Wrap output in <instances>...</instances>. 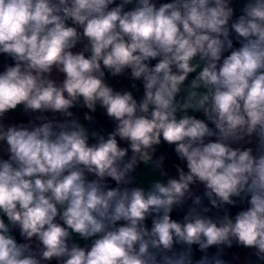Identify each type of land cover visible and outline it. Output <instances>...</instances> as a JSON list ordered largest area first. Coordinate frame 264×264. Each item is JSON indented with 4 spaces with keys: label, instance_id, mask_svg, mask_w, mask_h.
<instances>
[{
    "label": "clouds",
    "instance_id": "1",
    "mask_svg": "<svg viewBox=\"0 0 264 264\" xmlns=\"http://www.w3.org/2000/svg\"><path fill=\"white\" fill-rule=\"evenodd\" d=\"M230 3L0 0V53L15 62L0 72V118L20 105L65 117L0 124L9 153L0 159V264H230L225 250L234 245L264 264V0H248L235 20ZM53 69L64 74L62 83L50 78ZM105 70L113 77L130 70L143 98L114 90ZM81 102L91 112L105 109L114 131L89 133L70 111ZM189 110L202 111L215 130ZM252 137L255 154L231 146ZM162 139L175 145L187 171L177 166L178 178L130 187L139 163L161 167L164 158L153 154ZM197 182L224 214L207 215L197 196L182 221L172 219ZM234 198L249 206L232 217L225 206ZM10 225L26 242H17ZM73 234L92 239L90 248L69 243Z\"/></svg>",
    "mask_w": 264,
    "mask_h": 264
},
{
    "label": "crops",
    "instance_id": "2",
    "mask_svg": "<svg viewBox=\"0 0 264 264\" xmlns=\"http://www.w3.org/2000/svg\"><path fill=\"white\" fill-rule=\"evenodd\" d=\"M248 2V0H231V7L236 10L237 12H240V15L242 14V9L245 6V4ZM134 7L135 5H130ZM86 41H81L78 42L75 48L72 49L74 53L82 51L84 44H86ZM3 54V53H2ZM5 56H8L7 54H3ZM85 55H90V53H85ZM4 71V70H3ZM0 71V72H3ZM196 74H190L189 80L194 78ZM51 79L55 80L58 84L62 83L64 79V74L58 72L57 70L53 69V72L51 73L50 76ZM105 81L108 83L111 87H113L114 90L116 91H131L133 94L136 93H143V85L141 81H133L132 79L130 80H124L117 82L115 77L111 76L110 73L105 70ZM136 84V88H132V84ZM144 94V93H143ZM24 107L22 105L18 106L15 110H10L7 112L4 117L0 118V124H3L5 127L8 126H13L12 119L17 116L20 112L24 111ZM85 114L91 115L93 117V120L91 122L85 120ZM189 115L195 116L198 119H202L205 122L207 121V117L203 114V112H194L192 110H189L188 112ZM178 115H182L178 114ZM105 117H106V110L97 105L96 111L91 112L88 110L86 107L84 109V114H83V119L81 123L89 130V133L92 131L99 132L100 134L104 135L105 137L108 134L107 128L105 126ZM252 142L248 143L247 141H241L236 144H232V147H239V148H248L251 147L254 150L255 154V148H256V138L252 137ZM209 140H215V137H208L206 138L205 142H208ZM5 142V141H0ZM95 138L91 137L89 138V143H95ZM161 157H163V162L160 168L154 169L151 165H145L143 163H140V167L136 170V178L134 181V184L131 186H142L146 190L151 187V184L155 180H160L162 182H167L169 178H178V171H177V166L183 168L185 171H187L186 163H175V162H170L168 161L164 154L162 153L161 149L159 146H156V152L153 154V160H159ZM0 159H2V153L0 151ZM163 173V174H162ZM95 177L91 174H89V179H94ZM111 180V178H109ZM105 183L107 185V182L105 180ZM110 188L111 187H116L115 181L111 180L109 183ZM130 186V187H131ZM108 187V185H107ZM191 188V193L192 195L187 197L184 201L201 194L203 192H206V188L203 184L197 182L193 185L190 186ZM5 222L7 223V218L4 217ZM122 223V222H121ZM10 231L11 234L16 238L17 242L23 243L21 239L14 233L12 230V226L10 225ZM70 243H77L81 247L85 248H90L92 239L89 240H83L81 239L78 235L73 234L71 240L69 241ZM249 256L250 253L244 249V248H237L231 251L230 253V262L231 264H250L249 263ZM238 258V259H236Z\"/></svg>",
    "mask_w": 264,
    "mask_h": 264
},
{
    "label": "trees",
    "instance_id": "3",
    "mask_svg": "<svg viewBox=\"0 0 264 264\" xmlns=\"http://www.w3.org/2000/svg\"><path fill=\"white\" fill-rule=\"evenodd\" d=\"M121 2V0H116V4H119ZM172 2V0H154V3L157 4V6H159L162 3H170ZM114 5H111L110 7H114ZM231 6V5H230ZM132 6L130 5H126L125 6V10H132ZM234 10V9H233ZM239 17V14L236 10H234V15H233V20L237 19ZM231 23V22H230ZM230 39H232L233 41V46L234 47H239L240 46V41L237 38L236 34L234 32L230 33ZM229 53L226 52L225 55H228ZM157 61L153 60L151 61V64L154 65ZM14 61L12 60L11 57L9 56H5L2 53H0V71H3L5 69L6 66H14ZM117 82L120 81H124V80H130L131 79V74H130V70H126L124 74L116 76L115 77ZM134 98L137 100V102H139L142 98H143V93H136L133 94ZM206 123H208L209 127L212 128L213 130H215V126L214 124H212L210 121H206ZM105 126L107 128L108 133L114 131L115 129V121L107 116L106 113V117H105ZM118 142H121L122 140L119 139V137H117ZM162 151V153L164 154L165 158L170 161V162H175V163H186L185 161H181L178 156L175 153V145H170L167 142H164L163 139L161 140V144L158 145ZM140 167V163L138 164V166L136 167L135 171L132 173V175L134 176V178H136V170ZM106 182L108 187L110 188V182L111 180H109V178H106ZM131 186V185H130ZM200 197L201 198V205L203 207H208L210 209V211L207 213V215L215 218L218 215H223V209L221 210H217L215 208H212L210 201L208 200V198L205 195V192L198 194L186 201H184L181 205L179 206H174L173 211L171 213V217L174 220L177 221H182L183 217L187 214V211L189 210V208L193 207V201L195 199V197ZM237 200V203L235 205H227L225 206L229 212V214L234 217L238 211L244 210L246 209L249 205L247 203V199H245L244 201H240L238 198H234ZM56 222L57 223H63L60 219L59 216L56 218ZM145 224L147 227L151 228V224H152V218L149 217L146 219ZM12 230L14 231V233L21 239V241L24 243L26 241L23 240V238L20 235V230L18 227H14L12 226ZM70 243V242H69ZM38 244V241H36L35 238H33L32 240V246L33 249H36V246ZM194 248V254H195V258H199L202 254L197 250V246H193ZM237 248H242V247H237V246H233L231 249H226V255L224 256V258L228 261H230V253L232 250L237 249ZM249 253V263L253 264V262L255 261V257L252 255V250L246 249ZM210 252H215V248L210 249ZM42 264H58V262L56 260H52V261H48V262H42ZM231 264V262H230Z\"/></svg>",
    "mask_w": 264,
    "mask_h": 264
},
{
    "label": "built area",
    "instance_id": "4",
    "mask_svg": "<svg viewBox=\"0 0 264 264\" xmlns=\"http://www.w3.org/2000/svg\"><path fill=\"white\" fill-rule=\"evenodd\" d=\"M84 109L85 107L83 106L82 102L81 104L73 107L70 109V111L73 113V118L79 120L80 122L83 119V114H84ZM38 117L45 118L46 120H51V121H63L65 117H63L59 113H52V112H32V111H22L20 112L17 116H15L12 119L13 126H20V125H25L28 127H31L33 124L36 126H39L42 122H44L43 119H37ZM118 144L121 147H128V143L126 141H121L118 142ZM7 143L6 142H1L0 143V151L2 153V159H8L9 153L7 151ZM132 155L131 150L129 149L128 155L126 156L125 159L130 158Z\"/></svg>",
    "mask_w": 264,
    "mask_h": 264
},
{
    "label": "rangeland",
    "instance_id": "5",
    "mask_svg": "<svg viewBox=\"0 0 264 264\" xmlns=\"http://www.w3.org/2000/svg\"><path fill=\"white\" fill-rule=\"evenodd\" d=\"M238 14L240 15V12H238Z\"/></svg>",
    "mask_w": 264,
    "mask_h": 264
}]
</instances>
